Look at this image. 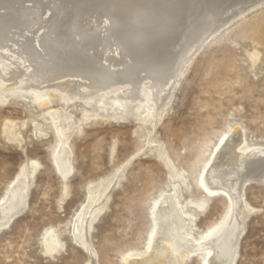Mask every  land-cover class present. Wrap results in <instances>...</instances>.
<instances>
[{
    "label": "bare ground",
    "instance_id": "1",
    "mask_svg": "<svg viewBox=\"0 0 264 264\" xmlns=\"http://www.w3.org/2000/svg\"><path fill=\"white\" fill-rule=\"evenodd\" d=\"M263 2L0 0V107L7 103V93H21L41 105L57 136L53 163L69 177L74 169L73 118L53 107V101L61 99L80 109L85 119L124 117L120 113L132 107L142 123H154L189 58L210 37ZM97 107L108 112L98 114ZM33 123L37 136L47 135L40 123ZM13 125V121L4 124V137L21 144L23 136L14 132ZM204 151L186 178L192 177L203 193L226 198L220 217L198 229V211L204 212L207 197L190 200L193 210L189 211L182 202L180 183H174L170 192L153 202L147 250L123 254V264H186L192 258H199L201 264L236 263L239 241L253 211L245 188L254 180L264 182V142L249 141L243 126L229 124L207 155ZM29 164L31 168L23 164L0 197V231L27 206L39 162ZM107 183L96 190L89 186L87 201L71 221L75 238L89 253L85 264H95L90 230L106 208L114 181ZM62 246L56 229L48 228L45 252L53 254Z\"/></svg>",
    "mask_w": 264,
    "mask_h": 264
},
{
    "label": "rangeland",
    "instance_id": "2",
    "mask_svg": "<svg viewBox=\"0 0 264 264\" xmlns=\"http://www.w3.org/2000/svg\"><path fill=\"white\" fill-rule=\"evenodd\" d=\"M7 94V103L0 107V197L23 164L31 168L30 160H37L39 165L25 210L0 231V264L87 263L89 253L75 238L71 221L87 201L89 186L96 190L111 181L106 208L90 230V242L96 250L95 264H123V254L147 250L153 202L174 183H180L189 211L190 200L207 197L204 212L198 211V229L220 217L226 198L203 193L192 177H186L199 152L207 155L229 124L243 126L249 141L264 142V2L234 19L189 58L154 123H142L132 107L120 113L124 117L85 119L80 109L61 99L53 101V107L73 118L74 169L69 177L53 163L57 136L41 105L21 93ZM96 109L98 114L108 112ZM7 121L22 134L21 144L4 137ZM34 121L46 136L35 134ZM244 193L253 211L235 264H264V182L251 181ZM50 227L63 243L53 254L44 250ZM186 264L201 262L192 258Z\"/></svg>",
    "mask_w": 264,
    "mask_h": 264
}]
</instances>
